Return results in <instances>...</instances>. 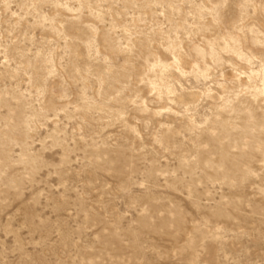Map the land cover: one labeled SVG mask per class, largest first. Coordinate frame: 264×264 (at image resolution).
I'll return each instance as SVG.
<instances>
[{
	"label": "rangeland",
	"instance_id": "1",
	"mask_svg": "<svg viewBox=\"0 0 264 264\" xmlns=\"http://www.w3.org/2000/svg\"><path fill=\"white\" fill-rule=\"evenodd\" d=\"M0 264H264V0H0Z\"/></svg>",
	"mask_w": 264,
	"mask_h": 264
}]
</instances>
